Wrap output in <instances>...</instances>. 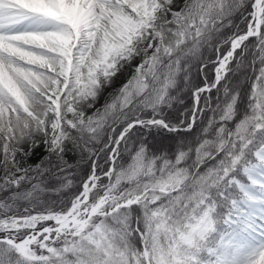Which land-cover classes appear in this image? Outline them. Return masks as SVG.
I'll list each match as a JSON object with an SVG mask.
<instances>
[{
	"label": "snow or ice",
	"instance_id": "obj_1",
	"mask_svg": "<svg viewBox=\"0 0 264 264\" xmlns=\"http://www.w3.org/2000/svg\"><path fill=\"white\" fill-rule=\"evenodd\" d=\"M0 264H264V0H0Z\"/></svg>",
	"mask_w": 264,
	"mask_h": 264
},
{
	"label": "rangeland",
	"instance_id": "obj_2",
	"mask_svg": "<svg viewBox=\"0 0 264 264\" xmlns=\"http://www.w3.org/2000/svg\"><path fill=\"white\" fill-rule=\"evenodd\" d=\"M120 82H122V77L120 79H118L116 83L119 84ZM36 152H37V156L42 154V150L41 149H37ZM35 159H36V157H33V159L30 160L29 162L32 163V162L35 161ZM53 198H55V197H53Z\"/></svg>",
	"mask_w": 264,
	"mask_h": 264
},
{
	"label": "trees",
	"instance_id": "obj_3",
	"mask_svg": "<svg viewBox=\"0 0 264 264\" xmlns=\"http://www.w3.org/2000/svg\"><path fill=\"white\" fill-rule=\"evenodd\" d=\"M74 159V158H73Z\"/></svg>",
	"mask_w": 264,
	"mask_h": 264
}]
</instances>
